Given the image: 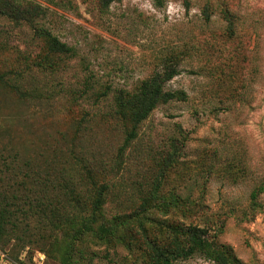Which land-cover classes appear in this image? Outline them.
Instances as JSON below:
<instances>
[{
  "label": "rangeland",
  "instance_id": "374dc122",
  "mask_svg": "<svg viewBox=\"0 0 264 264\" xmlns=\"http://www.w3.org/2000/svg\"><path fill=\"white\" fill-rule=\"evenodd\" d=\"M22 1L43 15L32 26L0 17V152L9 167L0 194L12 193L7 179L26 161L36 169L62 154L58 170L82 210L55 230L36 217L22 223L18 238L1 239L0 264H149L139 226L165 240L164 226L178 224L205 228L242 264H264V0H119L107 9ZM35 29L71 55L36 67L46 52ZM165 67L176 74L164 89L185 100L157 106L126 144L115 92L132 93ZM100 183L109 188L93 215ZM142 202L148 211L133 216ZM100 223L113 241L94 237ZM174 264L214 263L195 255Z\"/></svg>",
  "mask_w": 264,
  "mask_h": 264
},
{
  "label": "trees",
  "instance_id": "16d2710c",
  "mask_svg": "<svg viewBox=\"0 0 264 264\" xmlns=\"http://www.w3.org/2000/svg\"><path fill=\"white\" fill-rule=\"evenodd\" d=\"M118 1L97 0L101 9H107L112 3ZM182 1L183 5L188 7V0ZM42 15L43 9L37 4L22 0H0V17L6 18L14 26L22 24L32 26ZM34 33L37 38L41 39L46 52L42 59L35 62L36 67L53 69L57 65V62L53 60L54 57L62 58L71 55L72 49L58 41L49 31L35 29ZM175 74L174 67H165L163 71L155 72L143 81L134 92L128 93L123 90L115 92L112 111L114 116L128 126L125 134L126 144L136 137L140 123L146 120L157 106L171 101L185 100L184 92H172L164 89V84L170 81ZM5 83L4 76L0 75V84L5 85ZM14 90L17 89L14 88ZM16 93L19 97L28 95L20 91ZM68 156H71L73 160L76 157L73 152L68 153ZM51 158L54 160L43 159L45 163L42 167L41 165L35 166L36 169L26 161L18 168L17 172L12 173V178L7 179L10 182L8 189L12 193L0 194V241L7 237L18 238L16 236L18 226L34 217L38 219V227H50L52 230L62 227L69 214L70 221L78 218L77 214L82 210L79 206L78 193L71 183L64 181L63 174L59 172L61 169L58 168L62 163H66L67 159L63 161L62 154L52 155ZM11 164L14 166L16 164L15 155L11 159ZM8 169V162L5 160L3 152H0V171ZM57 174H59L60 180L54 179ZM108 188L106 183L94 186L93 198L90 203L93 215L100 212ZM61 196L63 198L61 201L55 200ZM147 211L146 202H142L133 216L144 215ZM125 218L129 219L130 217ZM86 226L88 224L83 222L81 228L84 229ZM164 229L165 240H160L157 236L147 238L146 228L144 225L139 226L144 255L149 264H174L195 255L204 256L214 264H242L229 248L221 246L211 239L203 227L178 224L164 226ZM98 230L99 232L94 235L95 238L108 242L114 240L113 232L106 224L100 223Z\"/></svg>",
  "mask_w": 264,
  "mask_h": 264
}]
</instances>
